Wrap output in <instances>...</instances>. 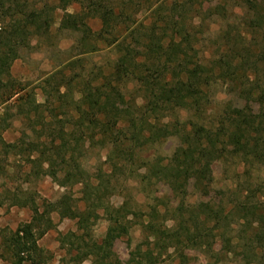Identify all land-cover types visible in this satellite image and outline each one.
<instances>
[{
	"label": "trees",
	"instance_id": "trees-1",
	"mask_svg": "<svg viewBox=\"0 0 264 264\" xmlns=\"http://www.w3.org/2000/svg\"><path fill=\"white\" fill-rule=\"evenodd\" d=\"M163 1H130L128 6L134 11L128 12L125 0H118L119 4L110 0H0V87L3 82L10 84L11 65L20 58L21 51L30 46V40L49 29V13L54 8L66 10L74 3L82 7L84 13L81 15L65 13L63 27L67 28L79 29L84 26V17L87 15L99 19L100 29L96 33L84 32L81 39L83 43L92 37L93 47L102 43L106 48L122 51L129 39L128 43L135 41L141 48L139 56L120 54L101 82H97V76L92 74L86 79L80 90L79 104L95 110L88 120L89 124H93L90 135L87 134L88 128H84L78 133V138H64V128L59 127L57 130H48L50 137L46 141L41 142L22 131L16 140L9 143L1 132L7 130L10 124L4 118L1 120L0 123L7 124L0 126V156H23L33 164H45L42 171L61 187L80 185L81 199L85 204L84 208L79 209L72 205L71 197L63 194L45 210L39 211L29 195L23 194L21 197L17 193L11 194L12 205L27 207L32 212L30 222L19 225L3 241V246L16 264H40L41 249L37 240L52 228L49 217L52 212L61 218L75 220L77 231L64 236L72 239L67 251L69 254L75 251L73 261L79 264L85 260H89L90 264H117L113 246L118 239L129 234L131 219L141 212L136 202L135 208H131L128 199L123 200L118 207L104 200L108 191H112L114 171H121L126 178L132 172L127 166L138 162L140 166L146 167L147 172L139 176L141 181L156 176L172 194L177 195L186 183L208 187L211 177L207 165L219 159L228 146L246 163L251 160L264 164V0L249 7L253 12L246 23L251 29L260 31L262 49L255 51L254 45L258 42L253 35L238 33L233 38L229 36L227 50H219V57L208 64L193 60L197 58L196 53L189 55L194 51L188 40L189 34L182 27L177 28L175 21L170 32H166L165 27L160 28L162 32L156 30L160 21L154 18L158 12L155 5ZM141 9L153 14L154 21L143 25L141 20H135L134 15ZM228 35L225 33V38ZM93 47L91 51H94ZM257 68L261 70L262 79L253 74ZM212 74L216 76L213 80ZM218 80L230 86L229 91L236 92L244 105L237 107L227 104L222 118L217 116L216 124L213 125L211 122L190 119L182 124L177 118L171 120L172 123L165 121L168 111H173L178 103L201 115L209 104L207 90ZM129 82L136 84L141 103L137 106L134 101L132 108L127 105L128 112L121 114L120 108L114 103L123 101V87ZM12 83L13 91L1 100V104L6 105V111L10 106L7 102L25 90ZM19 100L29 107L24 114L26 120H32L29 115L32 111L36 115L33 119L39 118V105L30 102L28 92L17 96L15 102ZM22 106L23 103L18 104V107ZM81 120L78 119L80 123ZM94 128L102 136L103 147H107L104 164L109 165L111 170L104 173L99 169L91 176L75 152L82 150L87 139L95 136V133L91 135ZM171 136H178L181 142L165 162H151L149 158L143 159L137 155L146 144L151 146ZM257 188L259 195L256 189H250L249 192L247 189L243 192V200L233 207L239 213L242 232L246 228L250 229L252 224L256 225L255 233L242 244L247 249L253 245L261 247L264 242V184ZM103 191L105 193L100 196L99 193ZM178 202L177 205H173L175 200L171 202V219L175 222L172 228H162L150 220L143 224L152 237L148 244L155 249L166 252L178 245L202 246L207 243L202 239H207L210 231L200 228V224L208 220L214 223L223 221L222 211L218 215L208 203L202 202L194 207L184 205L180 200ZM168 206L170 204L166 209H169ZM195 209L198 213L202 212L203 217L191 216ZM98 210L102 211L108 222L100 242L94 239L92 232V227L99 219ZM185 211H188L189 216H184ZM151 212L157 213L155 206L151 207ZM191 225L193 230L190 229ZM240 241L237 239V242Z\"/></svg>",
	"mask_w": 264,
	"mask_h": 264
},
{
	"label": "rangeland",
	"instance_id": "rangeland-1",
	"mask_svg": "<svg viewBox=\"0 0 264 264\" xmlns=\"http://www.w3.org/2000/svg\"><path fill=\"white\" fill-rule=\"evenodd\" d=\"M110 1L118 3V0ZM125 1L128 12L134 11L128 3L136 0ZM258 2L261 3L262 0H164L160 5L158 3L155 5L158 12L154 18L160 21L156 25L158 26L156 30L162 32L161 29L165 27L166 32H170L172 22L175 21L177 28L180 26L189 34L188 40L194 50L188 52L189 55L196 53L197 58L194 57L193 60L204 64L217 59L219 50L225 52L228 46L227 40L238 33L253 35L258 42L254 45V49L258 51L262 49L260 31L246 26L253 12L249 7ZM52 4L54 7L55 3ZM65 13L81 15L84 12L78 3L72 4L66 10L59 7L50 11L49 29L45 33L41 31L40 36L30 40V46L23 49L20 58L11 65L10 84L3 82V86L0 87V122L4 118L10 124L7 130L1 132L6 142L16 140L22 131L41 142L46 141L50 137L48 130H57L59 127L64 128V138L70 137L74 140L84 128H88L87 134L90 135L93 124H89L88 120L92 118L95 110L79 104L80 90L86 79L92 74L97 76V82H101L110 70V65L120 54L139 56L141 53L140 45L134 43L135 41L128 43L129 39L125 42L122 51L106 48L102 43H97L93 47L92 37H88L83 43L81 39L84 32L96 33L100 29L99 19L85 13L84 16H87L84 17V26L79 29L67 28L63 27ZM152 15L141 9L134 18L141 20L143 25H148L153 20ZM225 33H229L226 38ZM243 42L245 43L244 40ZM91 46L95 48L94 51H91ZM257 70L253 74L261 78L263 76L261 70ZM212 76V80L216 78L215 75ZM11 83L25 90L7 102L10 106L6 111V105L1 104V100L13 91ZM123 88L124 102L114 103L120 108L121 114L128 112L127 105L132 108L134 101L137 106L141 103L134 82L127 83ZM229 89L230 86L218 80L207 90L209 104L202 110L201 115L194 113L193 110H187L178 103L173 111H168L165 121L172 123L171 120L177 118L181 124L187 123L189 119L216 124L217 116L219 119L222 118L223 109L227 104L237 107L244 105V101L236 92H230ZM24 92L29 93L30 102L35 106L39 105L37 114L39 118L36 120L33 119L36 117L33 111L29 113L32 120H26L24 114L29 107L23 100L15 102L17 96H21ZM19 103H23V106L18 107ZM80 118L83 120L81 123L78 121ZM7 123H0V126H5ZM93 133L95 136L87 139L84 148L76 151L75 156L91 176L99 169L109 173L111 170L109 165L104 164L107 147H103L102 136L95 128L91 135ZM180 142L178 136H171L151 146L146 144L137 155L143 159L149 158L151 162L159 163L161 160L165 162ZM231 148L228 146L219 159L210 161L207 165L206 169L211 177L208 187L186 183L177 195L172 194L156 176L141 181L139 176L146 172V167L140 166L138 162L136 165L127 166L132 172L128 173L126 178L121 171H114L116 174L111 181L112 191L110 193L108 191L104 200L118 207L123 200L128 199L131 208H135L134 202H136L141 212L136 218L131 219L129 234L118 239L113 246L117 264H264V242L261 247L253 245L250 249L242 245L246 238L255 233L256 225L252 224L250 229L246 228L242 232L239 213L233 209L239 200H243L242 197L245 196L243 192L247 189L248 192L250 189H256L259 195L257 187L264 184V164L251 160L246 163ZM40 166V163L33 164L23 156H0V264H16L3 246V241L19 225L30 222L32 216L29 208L12 205L11 194L17 193L21 197L23 194L29 195L34 199L39 211L45 210L63 194L71 197L72 205L79 209L85 206L81 199L80 185L61 187L57 181L42 171L46 167L45 164ZM135 170L137 173H134ZM104 181L106 182L107 179ZM104 193L105 191L100 192L99 195L102 196ZM175 198L184 202V205L194 207L202 202L208 203L218 215L219 211H222L223 221L220 223L208 220L200 224V228L210 231V236L202 239L207 242L206 244L191 247L178 245L169 248L166 252L148 244L152 237L143 228V224L150 220L162 228H172L175 222L171 219L173 218V213L170 212L171 202L175 200L173 205L179 203ZM252 199L256 200V198ZM168 204H170L169 209H166ZM153 206L157 213L151 212ZM196 211L195 209L191 216L203 217L202 212ZM185 212L184 216H189L188 211ZM98 213L99 219L92 227V232L94 239L100 242L108 222L101 210H98ZM49 217L52 228L37 240V245L41 249L39 263L79 264L72 259L75 251L71 254L67 251L72 239L64 238L68 233L77 231L75 220L61 218L55 212ZM190 229L193 230L192 225ZM237 239L242 241L239 243ZM80 264H90V262L85 260Z\"/></svg>",
	"mask_w": 264,
	"mask_h": 264
}]
</instances>
